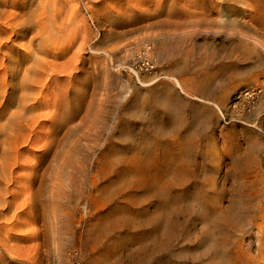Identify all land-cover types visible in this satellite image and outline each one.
I'll return each instance as SVG.
<instances>
[{
    "label": "rangeland",
    "instance_id": "rangeland-1",
    "mask_svg": "<svg viewBox=\"0 0 264 264\" xmlns=\"http://www.w3.org/2000/svg\"><path fill=\"white\" fill-rule=\"evenodd\" d=\"M68 2L80 33L57 80L74 72L78 98L90 71V93L38 194L16 170L0 264H264V93L244 96L264 84L256 3Z\"/></svg>",
    "mask_w": 264,
    "mask_h": 264
},
{
    "label": "bare ground",
    "instance_id": "bare-ground-1",
    "mask_svg": "<svg viewBox=\"0 0 264 264\" xmlns=\"http://www.w3.org/2000/svg\"><path fill=\"white\" fill-rule=\"evenodd\" d=\"M253 2L256 9L252 21L264 25V0ZM75 12L68 0H0V214L3 206L11 203L10 184L18 168L24 172L20 178L31 181L38 194L46 174L44 165L60 146V133L76 119L90 93V71L85 72L77 88L78 98H71L65 90L75 83L74 72H67L69 87L57 80L58 60L69 55L80 33L79 26L66 31ZM67 13H72L69 18ZM61 46L66 49L60 51ZM81 56L77 53L74 58ZM176 82L180 85L179 80ZM47 123L50 126L44 130ZM31 148L39 154L36 163L27 166L24 161ZM108 168L105 165L103 171ZM32 189L23 205L33 204ZM69 242L59 238V248ZM86 264L93 263L88 260Z\"/></svg>",
    "mask_w": 264,
    "mask_h": 264
},
{
    "label": "built area",
    "instance_id": "built-area-1",
    "mask_svg": "<svg viewBox=\"0 0 264 264\" xmlns=\"http://www.w3.org/2000/svg\"><path fill=\"white\" fill-rule=\"evenodd\" d=\"M142 66L144 68H146L147 70L153 68V65H152L148 55L145 57V60H144ZM263 93H264V84L260 87H257L256 89H251V90L245 91L244 96L246 99H254ZM65 264H81V261H80V258L77 255H75Z\"/></svg>",
    "mask_w": 264,
    "mask_h": 264
}]
</instances>
